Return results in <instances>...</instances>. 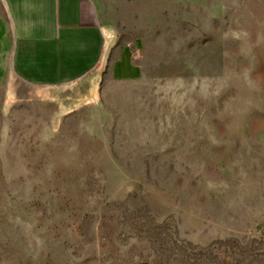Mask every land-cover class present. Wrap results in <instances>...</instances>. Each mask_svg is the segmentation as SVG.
I'll return each mask as SVG.
<instances>
[{
  "label": "rangeland",
  "instance_id": "rangeland-1",
  "mask_svg": "<svg viewBox=\"0 0 264 264\" xmlns=\"http://www.w3.org/2000/svg\"><path fill=\"white\" fill-rule=\"evenodd\" d=\"M164 8L136 82L0 85V264H264V0Z\"/></svg>",
  "mask_w": 264,
  "mask_h": 264
},
{
  "label": "crops",
  "instance_id": "crops-1",
  "mask_svg": "<svg viewBox=\"0 0 264 264\" xmlns=\"http://www.w3.org/2000/svg\"><path fill=\"white\" fill-rule=\"evenodd\" d=\"M180 0H0V85L38 90L95 77H143L141 53L165 5ZM102 74H105L104 76Z\"/></svg>",
  "mask_w": 264,
  "mask_h": 264
},
{
  "label": "built area",
  "instance_id": "built-area-1",
  "mask_svg": "<svg viewBox=\"0 0 264 264\" xmlns=\"http://www.w3.org/2000/svg\"><path fill=\"white\" fill-rule=\"evenodd\" d=\"M138 55H139L138 52H136V53H135V56H138Z\"/></svg>",
  "mask_w": 264,
  "mask_h": 264
}]
</instances>
